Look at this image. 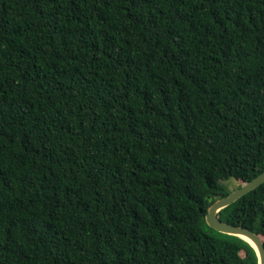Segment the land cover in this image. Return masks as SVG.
I'll return each instance as SVG.
<instances>
[{
  "label": "trees",
  "instance_id": "16d2710c",
  "mask_svg": "<svg viewBox=\"0 0 264 264\" xmlns=\"http://www.w3.org/2000/svg\"><path fill=\"white\" fill-rule=\"evenodd\" d=\"M263 171L264 0H0V264H258Z\"/></svg>",
  "mask_w": 264,
  "mask_h": 264
},
{
  "label": "water",
  "instance_id": "95a60500",
  "mask_svg": "<svg viewBox=\"0 0 264 264\" xmlns=\"http://www.w3.org/2000/svg\"><path fill=\"white\" fill-rule=\"evenodd\" d=\"M264 182V171L249 181L243 182L239 187L230 191L224 197L215 200L208 208L205 215L206 223L219 232L235 235L248 241L256 250L258 256V264H264V241L261 236L253 230L239 225L230 224L222 221L218 217V212L233 203L242 195L256 188Z\"/></svg>",
  "mask_w": 264,
  "mask_h": 264
},
{
  "label": "rangeland",
  "instance_id": "374dc122",
  "mask_svg": "<svg viewBox=\"0 0 264 264\" xmlns=\"http://www.w3.org/2000/svg\"><path fill=\"white\" fill-rule=\"evenodd\" d=\"M223 183L229 190L232 191L237 187H239L243 182L240 180H236L234 178H229L227 181H224Z\"/></svg>",
  "mask_w": 264,
  "mask_h": 264
}]
</instances>
